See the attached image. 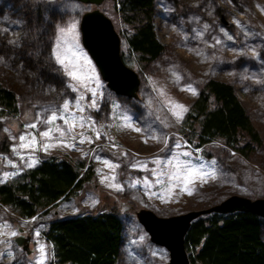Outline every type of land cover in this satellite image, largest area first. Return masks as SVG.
Segmentation results:
<instances>
[{
  "label": "rangeland",
  "instance_id": "374dc122",
  "mask_svg": "<svg viewBox=\"0 0 264 264\" xmlns=\"http://www.w3.org/2000/svg\"><path fill=\"white\" fill-rule=\"evenodd\" d=\"M36 1L0 0V80L18 97L17 115L0 113L2 130L10 140L9 152H0V184L17 180L33 160L35 165L56 156L74 164L91 163L89 183L50 209L57 217H67L100 209L102 203L114 207L122 225L117 264L168 260V251L153 244L138 222L135 212L141 208L165 217L211 206L232 194L264 198V0H155L153 28L164 50L148 63L127 50L125 37L132 29L120 20L113 0H104L99 8L120 37L125 64L139 76L137 98L107 88L81 44L79 21L92 5L41 0L46 3L47 24L41 43L48 50L42 60L47 58L49 75L27 71L18 64L17 54L14 62L8 51L4 53L5 47L19 46L27 39L23 6ZM73 23L77 39L66 34L61 40L60 28L67 30ZM37 34L40 31L33 29V36ZM58 42L69 69L77 71L81 80H74L67 74L69 69L57 62ZM209 79L234 87L259 132L262 145L248 157L227 148L219 138L196 148L195 136L189 135L191 141L184 136V116L199 87ZM189 85L195 94L185 90ZM173 103L187 108L182 119L173 114L182 111L173 109ZM53 113L58 118L47 123ZM31 124L36 128L28 127ZM49 130L51 138L40 135ZM22 135L34 136L39 143L21 147L26 142L19 139ZM45 144L51 145L47 151ZM105 161L116 167H107ZM188 168L194 170L187 184L191 194L183 190ZM51 215L52 211L22 218L0 205V264H40L41 246L43 264H54L51 245L43 236ZM261 233L264 240V221ZM20 234L30 236L29 253L14 242Z\"/></svg>",
  "mask_w": 264,
  "mask_h": 264
},
{
  "label": "trees",
  "instance_id": "16d2710c",
  "mask_svg": "<svg viewBox=\"0 0 264 264\" xmlns=\"http://www.w3.org/2000/svg\"><path fill=\"white\" fill-rule=\"evenodd\" d=\"M9 1L18 4L23 0ZM154 3L155 0H113L120 20L132 29L125 37L127 50L146 63L164 50L154 33ZM29 7L32 12L28 11ZM23 8L27 39H22L19 46L5 47L4 53L8 51L13 61L17 54L18 64L27 71L32 70L38 76L49 75L47 58L42 60L48 50L46 43H41L47 25L46 3L39 0ZM33 29L40 34L33 36ZM121 58L125 63L122 54ZM17 101L15 93L0 80V113L17 115ZM182 123L187 141H191L189 135L195 136L193 147L196 148L219 138L227 148L248 157L262 145L259 132L234 87L224 81L209 79L201 85ZM2 126L0 120V152L8 153L10 140ZM92 176L91 163L74 164L51 156L27 168L17 180L1 183L0 205L9 206L22 218L52 211L43 236L51 245L54 264H117L122 225L114 207L102 203L100 209L67 217H57L50 209L61 199L83 189ZM263 221L249 212L211 213L196 218L184 236L189 261L192 264H264Z\"/></svg>",
  "mask_w": 264,
  "mask_h": 264
},
{
  "label": "water",
  "instance_id": "95a60500",
  "mask_svg": "<svg viewBox=\"0 0 264 264\" xmlns=\"http://www.w3.org/2000/svg\"><path fill=\"white\" fill-rule=\"evenodd\" d=\"M73 1L93 6L82 13L79 30L81 44L97 68L100 78L115 94L137 98L139 76L121 58L120 37L110 18L99 8L104 0ZM233 212H249L264 219V198L251 199L232 194L211 206L177 215L162 217L144 208L136 211L135 215L147 232L149 240L168 251V260L165 264H192L184 247V236L191 222L211 213ZM19 231L22 232L21 229ZM29 241V235L20 234L14 238V242L26 253H29Z\"/></svg>",
  "mask_w": 264,
  "mask_h": 264
},
{
  "label": "snow or ice",
  "instance_id": "6c2138e0",
  "mask_svg": "<svg viewBox=\"0 0 264 264\" xmlns=\"http://www.w3.org/2000/svg\"><path fill=\"white\" fill-rule=\"evenodd\" d=\"M76 29H77V25H76L75 23L71 24L70 27H69L67 30H65L64 28H60V33H61V37H60V39L63 40L66 34H72V35H73V39H77V32H76ZM56 49H57V50H56V52H55V58H56L57 62H58L60 65L64 66L65 69H69V64L66 63V59L62 57V53H61L60 50H59V49H60V43H59V42H58L57 45H56ZM2 62H3V58L0 57V63H2ZM89 63H90V62H89ZM72 67L75 68L76 65H72ZM67 74H68L70 77H72L74 80H81V79H82V78L77 74V71H74V70L69 69L68 72H67ZM73 90H74V91L76 90L75 87H73ZM185 90H187V91H191L193 94H195V89H193L190 85H189L188 88H186ZM93 95H94V96L96 95L95 91H93ZM81 99H83V96H81ZM92 106H95V101H93ZM63 108H64V110L66 111V110L69 108V104L66 102V103L63 105ZM173 109H179V110H182V111H175V110H174V112H173V114L177 117L178 120H179V119H182V118H183V112H184V111H187V108H186L184 105H182V104H178V103H173ZM81 110H83V109H81ZM57 118H58V117L55 115V113H53V115L51 116V119H50V120H47L46 122H47V123H54L55 120H56ZM61 118H62V117H61ZM65 123H68V121L65 120ZM28 127L36 128V124L28 125ZM56 130H57V131H60L61 135L64 134V133H63V130L59 129L58 127H57ZM136 130L139 131V129H136ZM40 135H41L42 137H44V138H51V130H49V131H44V132L40 133ZM19 139H20L21 141H26L25 143H22V144H21V147H24V148H30V147L34 148V147L39 143V142L36 140V138H35L34 136H33L31 139H29L28 136H24V135H22V136H20ZM83 142H84V141L81 140V143H83ZM145 142H147V141H145ZM50 146H51V145H47V144H45V145H43L42 147H43V150L47 151L48 148H49ZM70 146H74V145H70ZM177 147H179V145H177ZM185 155H188V154L185 153ZM34 163H35V161L33 160V161H32V164H30L29 166L34 165ZM104 163H105L106 166L109 167V168L114 169V168L116 167V166L112 165L111 163H109L108 161H105ZM154 163H160V161H159V160H156V161H154ZM169 163H171V161H169ZM145 167H146V165H145ZM193 173H194V170L191 169V168H188V169H187V175L184 177V185H185V187H184L183 190L188 191V194H191V191L188 190V188H187V184L190 183V182H192V181H190V180L188 179V177H189V176H192ZM104 179H105V180H107V179H115V177H111V178H109V177H104ZM112 186H115V185H112ZM116 187H118V186H116ZM170 194H171V192H170V190H169V195H170ZM161 198H163V197H161ZM37 234H38V233H37ZM11 235L14 236V235H16V233L13 232V233H11ZM40 252L42 253V257H41L40 264H43V253H44V247H43V246H41V248H40Z\"/></svg>",
  "mask_w": 264,
  "mask_h": 264
}]
</instances>
